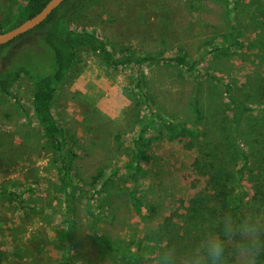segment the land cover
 Segmentation results:
<instances>
[{
  "label": "rangeland",
  "instance_id": "1",
  "mask_svg": "<svg viewBox=\"0 0 264 264\" xmlns=\"http://www.w3.org/2000/svg\"><path fill=\"white\" fill-rule=\"evenodd\" d=\"M262 1L83 0L67 13L69 25L91 28L115 48L129 47L164 57L200 54V65L218 78H186L169 60L154 59L144 68L150 99L159 108L196 124L198 105L204 117L197 138L180 136L170 142L168 131L162 135L154 128L146 138L153 153L146 175L116 174L118 185L152 192L158 204L156 213L133 207L129 194L117 189L104 203L97 200L99 196L93 201L101 205L95 206L99 229L113 240L135 237L145 244L154 243L153 238L172 227L173 236L159 240V249L174 246L183 253L203 225L184 227L181 221L180 226L179 217L205 223L216 210L217 215L232 211V206L226 208L230 196L234 202L237 195L241 197L242 210L257 204L261 177L254 161L238 171L244 175L243 186L238 183L239 173L232 166V158L223 169L225 189L208 181L209 171L217 170L219 161L211 152L220 142L230 143L222 129L224 107L217 103L211 106L208 95L217 90L220 81H226L244 95L248 104L254 87H260L256 96H264V58L259 56L262 44L251 36L254 30L259 31L264 17ZM23 2L0 0V28L17 14ZM239 31L247 37L242 50L207 52L212 45H224L226 34ZM20 45L17 43L10 55L0 60V68L14 57ZM33 56L45 71L50 69L53 60L47 47L34 51ZM130 73L129 69L111 68L97 58L80 54L59 87L53 110L70 126L73 149L78 153L73 166L85 180L102 167L123 166L133 158L131 146L145 114ZM13 93L16 97L0 93V264H62L68 254L76 264H116L91 235L87 219L92 208L85 203L78 206L75 247L71 249L61 238L62 202L57 194L56 165L31 117L30 81L23 77ZM257 107L264 115V102ZM234 151L241 159L238 146ZM201 216L206 220L198 218ZM154 254L146 264H155Z\"/></svg>",
  "mask_w": 264,
  "mask_h": 264
},
{
  "label": "trees",
  "instance_id": "2",
  "mask_svg": "<svg viewBox=\"0 0 264 264\" xmlns=\"http://www.w3.org/2000/svg\"><path fill=\"white\" fill-rule=\"evenodd\" d=\"M48 0H24L19 7L17 14L8 18L4 27L5 31L18 25L21 21L37 13ZM83 0H65L58 5L39 25L34 29L23 33L12 41L0 44V60L9 56L12 48L19 42L21 45L10 60L4 61L0 68V93L13 94L15 85L23 78H27L31 83L30 112L34 122L38 125L46 141V149L55 161V175L57 177V194L61 197L62 215L60 219V236L63 241L73 249L77 241L78 206L80 203L89 205L92 210L89 212L87 223L91 235L98 244L111 255L116 264H146L151 256L159 250L158 241L171 238L174 229L160 233L157 238H153L154 243H144L143 239L135 237L117 238L113 240L110 236L102 232L98 225L99 215L95 206H101L109 195L117 190L125 191L129 194L133 207L138 210L145 208L150 214L158 210V204L152 197V192L139 191L133 185H118L116 174L120 171L134 175L135 177L145 176L148 166L153 161V153L150 143L146 138L151 131L156 128L160 134L169 132V141H176L180 136L199 137L201 133L200 122L204 117V112L197 105L195 108L197 123H190L183 115L171 114L159 108L150 99L146 75L144 68L154 59L164 62L173 61L182 71L186 78L202 81L208 79L217 81L218 78L208 73L199 63L200 54L189 57L177 54L171 57L156 56L129 47L111 46L97 31L91 28L71 26L67 20V13L77 7ZM264 12V1L260 2ZM264 14L262 15V17ZM261 17V18H262ZM259 31L251 32L253 41L260 40L264 58V17ZM245 32L226 34L225 44L212 45L207 52H222L227 50L238 51L245 48L247 42ZM52 54L50 69L45 71L35 56L34 51L46 50ZM24 54V55H23ZM94 57L99 59L104 65L111 68H122L131 70L130 82L136 89V95L141 98L145 116L143 117L137 138L131 146L133 158L124 163L123 166L114 164L111 167H102L97 173L91 176L90 180H85L74 168L73 160L78 155L73 149L74 135L70 126L62 122L54 113L53 103L60 85L68 78L72 68L80 56ZM34 61V62H32ZM264 66V65H263ZM197 80V81H198ZM264 82V81H262ZM258 88L252 89L253 95L249 99V104L244 100V95L237 90L230 82L220 81L217 90H213L208 98L212 101L211 106L217 103L224 107L223 130L227 132L230 143L222 145L218 143L215 150L211 152L218 161V169L209 171V183L214 186L224 185V167L228 165L229 158L233 159V168L236 172L255 162L260 167L261 182L258 184L259 191L257 204L255 207L264 206V115L262 109L257 107L260 102H264V96H256ZM260 92V91H259ZM255 98V99H254ZM17 100V98H15ZM144 141V142H141ZM147 141V142H146ZM222 145V146H221ZM242 151L241 159L237 156L234 148ZM240 160L242 163H240ZM212 164V163H211ZM214 167V165H213ZM238 183L243 186L244 175L237 174ZM115 190V191H114ZM250 192L247 193L249 195ZM100 200V203L93 201ZM231 197V198H230ZM228 197L226 208L232 206L233 212L243 209L241 197H237L234 202L232 196ZM100 198V199H99ZM240 198V199H239ZM254 207V206H253ZM217 211L214 214L217 215ZM175 214V212H174ZM220 214V213H219ZM172 216H169L171 218ZM168 218V219H169ZM206 220L205 217H198ZM174 221V220H173ZM172 221V222H173ZM184 227L197 228L201 220H186L179 217ZM187 224V225H186ZM166 225L172 226V223ZM190 225V226H188ZM163 227V226H161ZM182 227V228H184ZM162 229V228H161ZM185 229V228H184ZM71 254L65 258L62 264H76Z\"/></svg>",
  "mask_w": 264,
  "mask_h": 264
},
{
  "label": "clouds",
  "instance_id": "3",
  "mask_svg": "<svg viewBox=\"0 0 264 264\" xmlns=\"http://www.w3.org/2000/svg\"><path fill=\"white\" fill-rule=\"evenodd\" d=\"M155 264H264V206L209 218L183 253L160 248Z\"/></svg>",
  "mask_w": 264,
  "mask_h": 264
},
{
  "label": "water",
  "instance_id": "4",
  "mask_svg": "<svg viewBox=\"0 0 264 264\" xmlns=\"http://www.w3.org/2000/svg\"><path fill=\"white\" fill-rule=\"evenodd\" d=\"M65 0H48L46 4L34 15L21 21L18 25L11 29L0 32V44L12 41L23 33L34 29L48 15Z\"/></svg>",
  "mask_w": 264,
  "mask_h": 264
}]
</instances>
